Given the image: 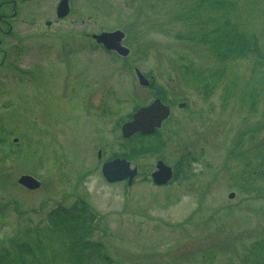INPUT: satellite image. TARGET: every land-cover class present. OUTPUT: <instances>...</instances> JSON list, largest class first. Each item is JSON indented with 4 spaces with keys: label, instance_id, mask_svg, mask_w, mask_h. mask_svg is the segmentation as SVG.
Wrapping results in <instances>:
<instances>
[{
    "label": "rangeland",
    "instance_id": "1",
    "mask_svg": "<svg viewBox=\"0 0 264 264\" xmlns=\"http://www.w3.org/2000/svg\"><path fill=\"white\" fill-rule=\"evenodd\" d=\"M16 1L0 0V264H75L87 241L113 264H264V63L203 41L238 33L264 53V0H71L63 18L60 0ZM115 30L129 55L93 36ZM156 97L164 128L123 138ZM118 156L138 168L130 188L102 174ZM161 158L171 185L151 178ZM80 201L85 237L55 212ZM91 252L79 264H107Z\"/></svg>",
    "mask_w": 264,
    "mask_h": 264
},
{
    "label": "water",
    "instance_id": "2",
    "mask_svg": "<svg viewBox=\"0 0 264 264\" xmlns=\"http://www.w3.org/2000/svg\"><path fill=\"white\" fill-rule=\"evenodd\" d=\"M70 13L69 0H60L57 6L58 17L63 18ZM96 40L108 49L117 50L120 54L129 55L130 49L121 43L124 38L122 30L105 31L102 33L94 34ZM140 84L148 85L149 80L137 70ZM181 105H184L183 103ZM171 108L165 104L160 98H156L150 104L142 106L137 112L133 114L132 120L126 121L122 125V134L124 137L129 138L137 132L149 133L155 131V128L162 125L163 119L169 117ZM17 139V138H16ZM103 174L110 182L129 178V182L137 174V168H132L130 161L126 158L118 157L113 160L107 161L103 164ZM173 175L172 168L165 164L162 160L157 163V169L152 173L154 181L158 184L168 182ZM19 183L30 188L37 189L41 186L38 178L31 174H22L19 178ZM231 193L230 197H234Z\"/></svg>",
    "mask_w": 264,
    "mask_h": 264
},
{
    "label": "trees",
    "instance_id": "3",
    "mask_svg": "<svg viewBox=\"0 0 264 264\" xmlns=\"http://www.w3.org/2000/svg\"><path fill=\"white\" fill-rule=\"evenodd\" d=\"M233 30V28H231ZM239 39H233L231 38L230 44L229 41H225L224 38H222L219 34H217L216 32H214V35L210 37H208V35L206 34L203 37V41L204 42H208L211 45V48L218 53V56H223V57H231L234 55L237 56H246L248 53L252 54L256 52L257 55V61L264 63V53L261 50V48L259 47L258 44V40L257 38L253 37V40L249 42V40H247V38L245 36H240L241 34H238ZM228 38V37H227ZM222 57V58H223ZM256 61V63H257ZM159 132L157 131L154 134H151L149 136H153L157 135ZM146 138L148 136H145L143 134L138 133L136 136H134L133 138ZM139 148V144H134L133 149H135V151H138ZM141 149V148H140ZM183 167V165H181L179 168L181 169ZM88 207L86 205L85 202L80 201V204H76L74 206H72V208L70 209H63L65 213H62L63 211H59V209L56 212V215L58 216L59 214H61V220L60 223L62 225H67L68 223H70L72 220L76 221V219H79L80 221L78 222L81 226L77 227H73L75 228V230L80 232V235H82V237H85V233H87V231H91L92 229H94L95 224V215L92 214L91 212H89L87 214V216H82L81 214L84 212H88L87 211ZM92 233V232H91ZM84 246L83 251H82V256L80 254H78V256L76 257L78 260H75L74 263L75 264H79L80 261H87L86 255L88 254V249H92V252L90 253L91 255L94 256V254L98 255L100 257V259L102 261H104L107 264H113L112 259L104 252L103 249H99V248H103V246L98 245V243L96 242H84ZM89 244V246L87 247V245ZM23 244H20L21 248H24L25 250H29V247H27V245L22 246ZM88 248V249H86ZM80 250V249H79ZM11 251V247L7 248L5 246L0 248V252L3 254H7V252ZM87 252V254L85 253ZM85 259V260H84Z\"/></svg>",
    "mask_w": 264,
    "mask_h": 264
},
{
    "label": "flooded vegetation",
    "instance_id": "4",
    "mask_svg": "<svg viewBox=\"0 0 264 264\" xmlns=\"http://www.w3.org/2000/svg\"><path fill=\"white\" fill-rule=\"evenodd\" d=\"M16 3H17V1L15 0V4H14V12L16 13ZM2 13V12H1ZM14 13V14H15ZM3 14V13H2ZM2 19H3V17H2ZM7 22H8V20H7ZM2 40V39H1ZM0 40V43H2V41ZM1 46V45H0ZM0 51H4V49L3 48H0ZM164 128V124H163V126H162V128L161 129H163ZM161 129H160V131H161ZM125 182H128V179L127 180H124ZM165 185H171L170 183H167V184H165ZM156 186H161V185H156Z\"/></svg>",
    "mask_w": 264,
    "mask_h": 264
}]
</instances>
